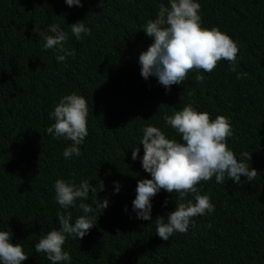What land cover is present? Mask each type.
Returning <instances> with one entry per match:
<instances>
[{
  "label": "trees",
  "instance_id": "1",
  "mask_svg": "<svg viewBox=\"0 0 264 264\" xmlns=\"http://www.w3.org/2000/svg\"><path fill=\"white\" fill-rule=\"evenodd\" d=\"M160 3L167 6V0H81L82 7L64 0H0V230L21 244L28 255L23 264H50L33 245L59 227L58 178L87 179L93 187L102 181L97 200L109 202L96 210L87 235L66 238L71 264H264V0H199L201 27H216L235 41L237 63L230 69L221 59L211 72L201 70L202 82L190 70L167 92L154 77L144 80L137 63L152 42L142 25L155 18ZM78 21L91 29L79 41L68 28ZM52 23L68 33L65 47L74 50L61 63L41 48ZM73 92L87 102L88 135L81 155L66 160L61 153L71 142L53 139L45 129L59 98ZM188 104L210 119H228V147L238 160L249 153L244 162L257 176L251 182L241 176L240 184L201 181L199 193L209 196L213 213L195 217L186 233L164 241L155 220L175 209L176 194L161 189L151 199V220L136 218L131 201L137 180L151 178L137 144L146 124L179 141L163 116ZM93 200L90 189L84 202L95 208ZM68 211L73 220L83 214Z\"/></svg>",
  "mask_w": 264,
  "mask_h": 264
},
{
  "label": "clouds",
  "instance_id": "2",
  "mask_svg": "<svg viewBox=\"0 0 264 264\" xmlns=\"http://www.w3.org/2000/svg\"><path fill=\"white\" fill-rule=\"evenodd\" d=\"M68 7H82L81 0H64ZM199 0H167V6L160 3L154 19L147 20L141 30L152 42L138 55L140 76L147 80L154 77L167 92L173 84H181L188 72L195 71V80L202 82L205 73L211 72L221 59L232 69L237 63L238 45L228 35L216 27H201ZM71 34L79 41L82 36L91 34L84 21L68 26ZM42 50H51L58 63L74 55V50L65 47L68 33L59 24L52 23L44 30ZM88 105L85 98L69 93L59 98V102L49 112L54 122L45 131L53 139H63L71 143L61 155L64 159L81 155L87 131ZM164 124L178 136L166 138L156 126L146 124L137 145H142L143 155L139 158L143 171L150 179H139L136 183L135 198L131 201L132 211L137 219L151 220V199L163 189L175 193V209L164 217L155 220L156 235L164 241L174 233H186L194 226V218L210 215L214 205L207 194H200L197 185L214 177L215 183L223 184L231 180L241 183V176L247 182L253 181L257 171L244 161L250 154L241 152L238 160L226 140L233 135L230 122L226 117L217 115L210 119L207 112H198L192 105H185L171 115L163 116ZM131 149V159H137L140 149ZM114 192L120 185L113 181ZM94 196L95 208L85 203L89 190ZM54 200L63 209L57 212L58 228L48 231L33 245L36 254L43 253L50 264H71V257L63 245L67 237L81 239L88 234L96 223V210L108 207V200H97V192L103 190V183L93 187L89 180L79 183L72 180L56 179L53 184ZM192 199L181 202L186 195ZM165 203H167L165 201ZM79 208L82 215L74 220L69 208ZM127 210V209H125ZM211 227V225H208ZM11 232L0 230V264H23L28 255L21 244L11 243Z\"/></svg>",
  "mask_w": 264,
  "mask_h": 264
}]
</instances>
